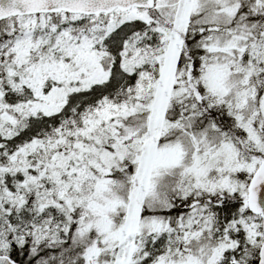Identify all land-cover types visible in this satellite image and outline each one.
Instances as JSON below:
<instances>
[{"label":"snow or ice","instance_id":"6c2138e0","mask_svg":"<svg viewBox=\"0 0 264 264\" xmlns=\"http://www.w3.org/2000/svg\"><path fill=\"white\" fill-rule=\"evenodd\" d=\"M0 264H264V0H0Z\"/></svg>","mask_w":264,"mask_h":264}]
</instances>
